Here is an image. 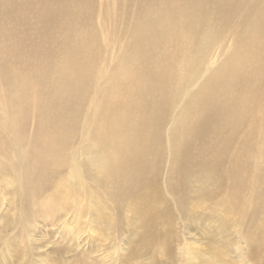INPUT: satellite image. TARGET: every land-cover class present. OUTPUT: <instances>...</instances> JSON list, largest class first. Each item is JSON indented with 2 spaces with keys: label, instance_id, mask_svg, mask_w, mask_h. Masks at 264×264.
I'll return each instance as SVG.
<instances>
[{
  "label": "bare ground",
  "instance_id": "6f19581e",
  "mask_svg": "<svg viewBox=\"0 0 264 264\" xmlns=\"http://www.w3.org/2000/svg\"><path fill=\"white\" fill-rule=\"evenodd\" d=\"M0 153V260L264 264V0H0Z\"/></svg>",
  "mask_w": 264,
  "mask_h": 264
},
{
  "label": "rangeland",
  "instance_id": "374dc122",
  "mask_svg": "<svg viewBox=\"0 0 264 264\" xmlns=\"http://www.w3.org/2000/svg\"><path fill=\"white\" fill-rule=\"evenodd\" d=\"M119 29L122 30V28H120V27H119ZM102 46H104V45L102 44ZM108 48L109 47H107V49ZM117 60H118V56L115 54V56L111 59L110 66L112 64H114ZM108 66H109V64H108ZM110 66H109V68H110ZM99 87H100V85H99ZM1 154L2 153H0V156H1ZM4 154L5 153H3V155ZM0 159L3 163H5L4 166H5V169L7 170V172L10 175L16 176L17 175V171H16L17 166L15 165L14 161L15 162L18 161L17 157L15 155L14 156L10 155L8 157H4V156L0 157ZM0 185H6L3 181V175L0 176ZM8 190H9V188H8ZM0 203L2 204V206L0 208V230L3 231V227H4L3 223L5 221H4V219L1 218V210H4L7 207V205H9V202L7 201V199L5 197H3V199H1V201H0ZM72 214H74V213H72ZM70 217L71 216L66 217L67 218V221L65 223L66 228H60L58 226L61 224L60 223L61 221H59L57 223L58 224L57 226H51V223H52V222H50L51 220H48L46 218L44 220L43 219L38 220V224H36L37 227H35V230L32 232L34 234L32 239L36 240L35 244L33 245L35 248L33 249V253H31V255H30L31 259L34 258L35 259L34 261L37 264H56L58 262V259H57L58 253L56 252V249H58L59 247H64V249L68 250L71 247H75L74 244L77 243V241H78V237H76V233H75L76 232L75 229H77V224H75V223H77V222H76L75 218L72 220ZM215 225H216V223L211 222L209 224V227L215 226ZM55 227H56V229H55ZM199 227H202V226L198 225V228L196 231H192V232L190 231L189 232L190 233L189 238L192 242V249L194 248V250L198 252V256H199L196 262L190 260L189 264H211V262H210V256H211L210 242L205 238V236H203L205 231L202 229H199ZM205 227L209 228L208 223L205 224ZM90 228H91V230L98 232L97 229H94L93 227H90ZM64 229H67L68 234H66V235L62 234L61 231ZM74 230H75V232H74ZM174 230H175V226H174ZM176 230L178 231V229H176ZM5 232H7L8 235L12 233V232H10V230L8 231L7 228H5L4 232H2V233H5ZM7 233H5V234H7ZM51 233H53V234H51ZM91 233L92 234L90 235V237H94V233L93 232H91ZM85 234H86V232L83 233V235L81 236L82 241H83V237ZM13 235L14 234H11V236H13ZM88 238H89V235L87 236V239ZM223 241L225 242L224 239H223ZM230 246L231 245L228 243L227 247H228L229 251L225 252L223 258L225 260L231 261L233 264H241V262H239V260H238L240 257L237 255V253L233 249H232L233 250L232 251L229 248ZM221 248L222 247H220V249ZM0 251H2V246L0 247ZM100 253L104 254L103 252H100ZM100 253H98V254H100ZM199 254H201V255H199ZM16 256L17 255H15V251L11 250L10 254H9V252L3 254V257H2L3 259L0 260V264H6V263L7 264H21L22 259H20L19 257H16ZM148 256H149L148 253L146 254V256L142 255L138 259L133 260L132 263L133 264H146V263L149 264L148 260H150L151 257H150V259H148ZM190 257H192V255ZM4 258L6 260H4ZM39 258H41V259H39ZM8 261H9V263H8ZM234 261L235 262L237 261V262L235 263ZM245 264H252V263L246 262Z\"/></svg>",
  "mask_w": 264,
  "mask_h": 264
}]
</instances>
